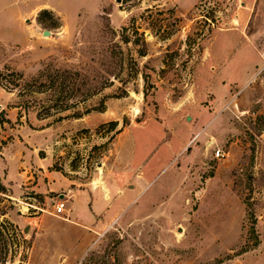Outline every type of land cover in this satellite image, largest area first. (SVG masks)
Wrapping results in <instances>:
<instances>
[{"label":"rangeland","instance_id":"1","mask_svg":"<svg viewBox=\"0 0 264 264\" xmlns=\"http://www.w3.org/2000/svg\"><path fill=\"white\" fill-rule=\"evenodd\" d=\"M0 222V264H264V0H0Z\"/></svg>","mask_w":264,"mask_h":264},{"label":"crops","instance_id":"2","mask_svg":"<svg viewBox=\"0 0 264 264\" xmlns=\"http://www.w3.org/2000/svg\"><path fill=\"white\" fill-rule=\"evenodd\" d=\"M101 192L102 189H101ZM67 209L69 214L77 220L81 215L84 216L86 224H83V228L75 225L73 219V229L76 232L86 235V239L90 236L89 231H96L101 226V222L98 221V217L101 214L108 213L110 209L103 207L102 198L98 196L96 190L90 188H82L74 190L70 199L67 200ZM80 215V216H79ZM78 221V220H77ZM71 226V225H70ZM77 239L80 237L76 233Z\"/></svg>","mask_w":264,"mask_h":264},{"label":"trees","instance_id":"3","mask_svg":"<svg viewBox=\"0 0 264 264\" xmlns=\"http://www.w3.org/2000/svg\"><path fill=\"white\" fill-rule=\"evenodd\" d=\"M48 80V81H47ZM44 83L45 82V86L47 85L46 83L47 82H52L53 83V85L51 86V88L54 86V84L56 83V81H55V77H53V75H47L46 73H45V71H42L41 73H40V75L37 77V78H35V79H33L32 81H28L27 83H26V85L27 86H30L31 84H37V83ZM86 112H89L88 110L86 111ZM49 114V113H48ZM82 113L80 112V111H78L77 113H75V116L77 117V118H80V117H82ZM1 223V222H0ZM9 224L11 225V226H13V224L12 223H10L9 222Z\"/></svg>","mask_w":264,"mask_h":264},{"label":"built area","instance_id":"4","mask_svg":"<svg viewBox=\"0 0 264 264\" xmlns=\"http://www.w3.org/2000/svg\"><path fill=\"white\" fill-rule=\"evenodd\" d=\"M225 155V153L222 151L221 148H217L215 149V152H214V159H221L223 158ZM56 213L58 215H61V214H64L66 211H67V206H66V202L65 201H60L59 203H57L56 207Z\"/></svg>","mask_w":264,"mask_h":264},{"label":"water","instance_id":"5","mask_svg":"<svg viewBox=\"0 0 264 264\" xmlns=\"http://www.w3.org/2000/svg\"><path fill=\"white\" fill-rule=\"evenodd\" d=\"M119 2L121 1V0H118ZM45 34H50V32H48V31H45ZM28 230V228H26V230L25 231H27Z\"/></svg>","mask_w":264,"mask_h":264}]
</instances>
